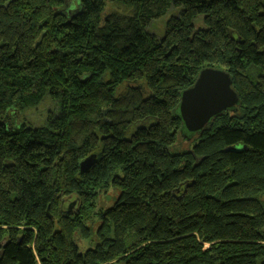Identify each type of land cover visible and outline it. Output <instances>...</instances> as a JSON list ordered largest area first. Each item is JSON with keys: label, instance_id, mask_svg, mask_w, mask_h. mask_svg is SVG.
<instances>
[{"label": "trees", "instance_id": "1", "mask_svg": "<svg viewBox=\"0 0 264 264\" xmlns=\"http://www.w3.org/2000/svg\"><path fill=\"white\" fill-rule=\"evenodd\" d=\"M72 1L0 0V264H264V0ZM205 68L239 102L173 152Z\"/></svg>", "mask_w": 264, "mask_h": 264}, {"label": "water", "instance_id": "2", "mask_svg": "<svg viewBox=\"0 0 264 264\" xmlns=\"http://www.w3.org/2000/svg\"><path fill=\"white\" fill-rule=\"evenodd\" d=\"M231 86V78L224 70L205 68L199 72L194 84L182 91L178 105V115L188 134L202 131L212 118L238 104ZM94 159L91 155L80 162V175L90 168Z\"/></svg>", "mask_w": 264, "mask_h": 264}, {"label": "rangeland", "instance_id": "3", "mask_svg": "<svg viewBox=\"0 0 264 264\" xmlns=\"http://www.w3.org/2000/svg\"><path fill=\"white\" fill-rule=\"evenodd\" d=\"M68 2L72 3L73 5L75 4V2H73L72 0H68ZM170 17V13H168L163 19H161L160 21L158 22H155V23H152L149 27H148V30L152 33H156L159 37L163 35L164 33V22L166 20H168V18ZM197 28V27H196ZM50 106V109H54V106H52L51 104L49 105L47 101H45L42 106H38L37 108L35 109H32V110H29L27 111L24 116H35V115H40L41 113H47L49 111V107ZM35 113V115H34ZM184 133H186L184 135ZM186 131H183L182 134L179 135V138L180 141L179 143L177 142L176 144V147L171 150L173 152H177V151H181V150H184V149H188L189 147L192 146V142H191V137H188V139H190L189 141L186 140L185 141V137L187 138L188 134ZM184 136V138H183ZM183 138V139H182ZM183 143L187 144V145H183ZM183 145V147H182ZM118 195V193H116ZM116 194L114 192H110L108 193L107 195H104V194H100L96 200V207L97 209L98 208H108L112 205L113 201L112 199H114V197L116 196ZM117 197V196H116ZM261 201H262V204L264 206V196L261 198ZM71 203L73 204L72 207H74V201H71ZM69 205V204H68ZM71 205V204H70ZM96 231H97V227H94L91 232H90V236L86 239L84 238H79L78 236L75 237V244L76 246L79 248L80 251H84L86 249H89V248H93L96 243H97V239L95 238V235H96Z\"/></svg>", "mask_w": 264, "mask_h": 264}]
</instances>
